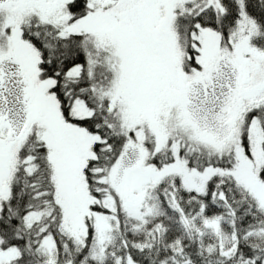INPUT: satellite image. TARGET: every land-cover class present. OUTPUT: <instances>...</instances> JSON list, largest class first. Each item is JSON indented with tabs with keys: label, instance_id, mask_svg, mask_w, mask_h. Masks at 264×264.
<instances>
[{
	"label": "snow or ice",
	"instance_id": "obj_1",
	"mask_svg": "<svg viewBox=\"0 0 264 264\" xmlns=\"http://www.w3.org/2000/svg\"><path fill=\"white\" fill-rule=\"evenodd\" d=\"M0 264H264V0H0Z\"/></svg>",
	"mask_w": 264,
	"mask_h": 264
}]
</instances>
